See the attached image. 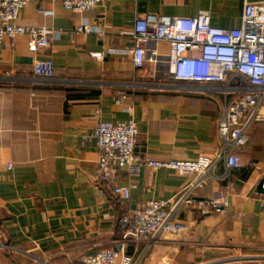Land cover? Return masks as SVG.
I'll return each instance as SVG.
<instances>
[{"label":"crops","instance_id":"crops-1","mask_svg":"<svg viewBox=\"0 0 264 264\" xmlns=\"http://www.w3.org/2000/svg\"><path fill=\"white\" fill-rule=\"evenodd\" d=\"M246 2L264 0H107L86 12L33 0L21 9L18 24L59 35L37 52L25 35L6 38L0 49V264H78L121 239L122 215L151 199L178 197L193 177L171 169L119 170L96 181L99 148L84 136L101 120H134L137 154L195 159L221 149L223 95L213 91L221 83L175 82L151 63L136 69L130 32L148 12L195 16L202 9L216 27H240ZM84 21L95 30L78 32ZM38 59L53 61L54 79L35 76ZM241 156L243 167L220 162L196 190L198 199L222 191L226 211L180 207L176 217L189 229L164 233L150 246L130 244L133 264H264V121L251 128ZM129 183V199L114 193Z\"/></svg>","mask_w":264,"mask_h":264},{"label":"built area","instance_id":"built-area-1","mask_svg":"<svg viewBox=\"0 0 264 264\" xmlns=\"http://www.w3.org/2000/svg\"><path fill=\"white\" fill-rule=\"evenodd\" d=\"M33 0H0V49L6 38L27 36L32 52L49 47L59 31L50 27H25L17 23L20 11ZM66 10L86 12L107 0H56ZM45 16L54 11L40 9ZM95 28L84 21L78 32ZM134 45L129 50L133 65L142 69L147 63L156 67V74L179 83H221L213 91L223 95L222 114L218 129L221 149L212 155L195 159L158 160L137 154L139 128L134 120L99 121L85 139H94L100 152L94 179L103 182L114 178L119 170L137 175L144 168L171 169L180 175L193 177L178 197L169 202L151 199L119 218L121 239L113 246L93 255H85L78 264H133L128 251L130 244L150 246L164 233L179 234L189 225L177 219L182 206H193L202 213H223L229 202L222 191L198 199L196 190L207 185V174L223 162L228 169H238L244 163L242 149L249 141L254 125L264 121V2H246L242 25L236 28L216 27L211 13L200 10L195 16H170L148 12L136 20L130 32ZM162 45V46H161ZM97 58L102 53H93ZM37 78H55V66L50 59L34 63ZM251 165L253 163H250ZM9 167L12 165L9 164ZM135 184L115 185L113 191L129 199Z\"/></svg>","mask_w":264,"mask_h":264}]
</instances>
